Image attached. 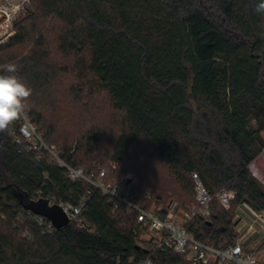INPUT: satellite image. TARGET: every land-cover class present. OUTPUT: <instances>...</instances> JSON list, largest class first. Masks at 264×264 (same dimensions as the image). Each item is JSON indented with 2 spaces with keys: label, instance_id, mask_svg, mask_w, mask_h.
Here are the masks:
<instances>
[{
  "label": "trees",
  "instance_id": "trees-1",
  "mask_svg": "<svg viewBox=\"0 0 264 264\" xmlns=\"http://www.w3.org/2000/svg\"><path fill=\"white\" fill-rule=\"evenodd\" d=\"M257 2L29 0L30 12L0 49V69L15 63L16 75L33 90L25 108L54 146L56 125L47 108L55 106L51 90L59 76L48 41V33L55 34L58 52L75 57L76 68L94 77L123 118L111 152L101 147L94 128L75 145L57 146L58 157L87 176L98 178L105 169L106 181L116 183L125 179L133 146L149 141L192 202L193 172L214 198L210 221L194 218L188 233L226 249L238 238L242 204L264 212V189L250 171L264 149V15L255 12ZM18 47L24 50H13ZM72 94L77 98V90ZM17 130L14 123L0 132V264H144L149 253L133 233L136 213L122 206L112 214L100 191L84 211L94 233L73 223L44 233L27 218L19 193L40 204L54 198L77 206L88 184L71 181L69 171L48 155L39 161L35 153H20ZM223 188L237 192L230 210L215 199ZM144 189L135 185L131 192L130 201L139 208L174 202ZM152 264L190 263L163 252Z\"/></svg>",
  "mask_w": 264,
  "mask_h": 264
},
{
  "label": "built area",
  "instance_id": "built-area-1",
  "mask_svg": "<svg viewBox=\"0 0 264 264\" xmlns=\"http://www.w3.org/2000/svg\"><path fill=\"white\" fill-rule=\"evenodd\" d=\"M26 4L29 5V0H0V49L16 35L15 25L21 20L20 16L25 12ZM15 123L18 124V130L14 143L19 146L20 153H35L39 161L48 155L69 171L71 181L88 184L86 194L82 196L77 206L64 202L56 203L54 198H49V207L61 208L69 223L75 224L79 229L88 233L95 232V226L84 217V211L90 198L96 191H100L113 206L112 214L122 206L136 213L133 233L138 237V246L149 253L144 264H152V257L163 252L182 255L190 264H264L256 254V247L252 246L257 239L259 241L257 245L264 242V212H259L247 204H242L238 208L236 215L238 238L226 249L203 243L188 233L187 224L194 218L210 221L211 203L214 199L196 172L192 173L195 182V203L191 208L182 211L176 203L170 202L166 206L154 205L150 210H145L130 201L134 187L131 180L107 182L108 173L105 169L100 171L98 178H95L93 175H85L82 168L74 169L60 159L55 148L46 143L26 108L24 116ZM73 152L74 149L71 153ZM236 197V191L223 188L216 194L215 199L225 210H230ZM147 198H150V195H147ZM25 212L27 218L40 226L44 233H51L57 229L48 218L31 210ZM1 217L6 218L4 215ZM23 235L31 238L27 230H23Z\"/></svg>",
  "mask_w": 264,
  "mask_h": 264
},
{
  "label": "rangeland",
  "instance_id": "rangeland-1",
  "mask_svg": "<svg viewBox=\"0 0 264 264\" xmlns=\"http://www.w3.org/2000/svg\"><path fill=\"white\" fill-rule=\"evenodd\" d=\"M29 12L30 7L26 4V10L20 16L21 19ZM48 41L51 59L57 64L59 70L58 79L51 90L55 106L47 108L50 120L56 125L53 135L56 143L52 147L57 149L59 146L62 148L75 145L96 128L103 139L101 147L111 152L116 137L122 130L123 118L112 108L107 94L100 91L94 77L81 71L78 66L76 68L75 57L58 52L56 35L48 33ZM13 50L21 52L24 48L18 47ZM13 50H5L4 53ZM73 90H77V98L72 94ZM261 135L264 140V130ZM105 164L109 165L108 162ZM125 167L128 169L125 179L131 180L138 188L144 186V192L158 193L165 200L174 201V203L184 202L187 208L194 205L193 196L174 182L168 167L158 157L149 141L143 139L133 146L126 159ZM250 171L264 189V149L250 165ZM258 243L257 239L252 246L256 247L257 256L264 262V242L257 245Z\"/></svg>",
  "mask_w": 264,
  "mask_h": 264
},
{
  "label": "clouds",
  "instance_id": "clouds-1",
  "mask_svg": "<svg viewBox=\"0 0 264 264\" xmlns=\"http://www.w3.org/2000/svg\"><path fill=\"white\" fill-rule=\"evenodd\" d=\"M254 10L264 15V0H258ZM16 72L15 63H8L0 69V132L7 131L24 116L26 101L33 92Z\"/></svg>",
  "mask_w": 264,
  "mask_h": 264
},
{
  "label": "water",
  "instance_id": "water-1",
  "mask_svg": "<svg viewBox=\"0 0 264 264\" xmlns=\"http://www.w3.org/2000/svg\"><path fill=\"white\" fill-rule=\"evenodd\" d=\"M18 196L25 209L31 210L37 215H41L48 218L50 221L53 222L56 228H62L69 223V220L67 219L66 215L58 206L49 207L47 203L40 204L27 200L25 196L21 193H19Z\"/></svg>",
  "mask_w": 264,
  "mask_h": 264
}]
</instances>
